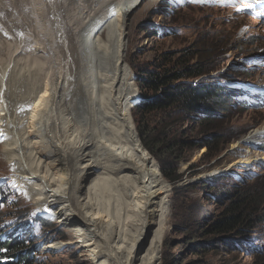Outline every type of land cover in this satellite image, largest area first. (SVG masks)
Listing matches in <instances>:
<instances>
[{"label":"rangeland","instance_id":"rangeland-1","mask_svg":"<svg viewBox=\"0 0 264 264\" xmlns=\"http://www.w3.org/2000/svg\"><path fill=\"white\" fill-rule=\"evenodd\" d=\"M30 1L26 0L25 6L33 14L23 15L22 9L18 8L20 21L28 34L23 54L30 52L41 59L44 56L37 55L40 44L47 53L50 50ZM172 1L181 4L180 0H143L137 4L144 10L142 13H130L135 5L131 6L107 18L93 34L87 36L91 40L90 58L95 60L90 82L93 84L100 77L105 80L102 81L103 92L94 90L100 115L99 131L95 130V133L107 136L113 145H121L130 139L128 149L133 150V145H136L142 157L156 162L158 171L169 184L168 210L156 236L158 264H264V109L242 108L234 102L233 96L225 93L229 98L226 99L227 110L202 121V114L196 112L187 116L178 110L177 104L168 114L165 112L158 116L172 121L170 132L164 130L165 134L161 136L166 139L164 142L170 140L175 143L177 149L172 158L169 156L170 149L164 150L162 146L161 152L153 155L142 145L137 130L140 119L133 104L144 103L137 97L140 96V82L148 76V71L179 69L185 64L207 70L202 77L189 81L193 86L195 83L212 86L223 82L234 91L233 87L237 84L240 93L255 99L258 95L252 94L248 88H252L254 82L264 86V71L253 70L252 65L245 63V58L259 54L264 57V22L251 15L252 1L240 4L242 0H236L229 5L233 9L204 5L176 9ZM127 3L128 0H121V6ZM114 5L111 0H102L91 5V9L101 10V15ZM0 29V52L4 55L7 50L5 45L20 47L21 39L26 38H15L5 25L4 28L0 25ZM32 42L34 46L30 45ZM44 60V63L34 61L26 64L17 61L11 65L9 72L15 82L14 94L19 100L24 98L27 85L21 83L24 70L51 67L50 59L45 57ZM164 87L173 92L175 86ZM162 91L163 86L154 95L158 96ZM48 95L50 98L53 96ZM41 99L42 93L34 87L30 102L40 107ZM237 102L243 105L241 98ZM80 117L81 144H91L93 137H89L88 127L92 117L86 114L85 109L80 110ZM37 122L38 118L35 119ZM148 126L158 131L159 127L153 122H148ZM254 129L260 130L263 137L246 142L244 138ZM148 135L154 136L150 132ZM202 143L208 146L198 147ZM12 151L0 140V184L4 192V196L0 195L3 202L0 204V232H7L14 225L24 229L27 245L36 251L32 253L35 260L32 264H91L80 253H71L72 246L60 251L44 249L51 242L66 241V231L43 215L33 214L31 203L19 196V188L11 180V170L6 162ZM158 160L166 164L168 174L175 168L171 177L161 170ZM107 176L96 183V196L90 211L96 213V220L107 239L123 241L127 237L122 223L129 204L112 181L106 180ZM250 195L255 197L249 199ZM236 203L240 204L235 207L238 212L233 211ZM140 206H136L138 219L142 217ZM247 211L253 225L248 229L252 231L247 239H254V242H249L251 244L262 243L260 249L250 250L252 244L247 252L245 247L239 246L238 240L242 241V235L234 234L232 237L225 232V228L212 233L208 230L211 224L232 212L247 214ZM111 245H117L126 262L132 243ZM145 252L142 247L137 249L139 264L150 262ZM0 263L5 261L0 259Z\"/></svg>","mask_w":264,"mask_h":264},{"label":"bare ground","instance_id":"bare-ground-1","mask_svg":"<svg viewBox=\"0 0 264 264\" xmlns=\"http://www.w3.org/2000/svg\"><path fill=\"white\" fill-rule=\"evenodd\" d=\"M101 1H30L50 50L47 53L40 44L37 55L48 57L51 67L24 70L21 83L27 85L21 100L14 94L15 82L9 72L11 65L17 61L26 64L44 63L45 60L37 59L30 52L23 54L28 34L20 21L18 8L22 9L23 15L33 14L26 8V0L0 1L1 27L5 25L15 38L26 36L21 39L20 47L5 45V55L0 52V140L13 149L6 162L11 170V180L19 188V196L31 203L33 214L43 215L66 231V241L51 242L44 249L60 251L72 246L71 253H80L91 264H139L137 249L142 247L150 258L147 264H158L156 236L168 210L169 184L163 179L156 162L142 157L136 145L133 150L128 149L130 139L121 145H113L107 136L96 135L100 115L94 90L103 92L104 77L93 84L90 82L95 60L90 58L91 40L87 38L107 18L124 9L135 5L130 13H142L144 10L137 4L143 0H128L125 6H121V0L115 5L116 0H111L113 8L100 15L101 10H92L91 5ZM247 1L252 0H242L240 4ZM175 3L172 1L173 5ZM224 3L230 5L232 2L224 0ZM60 35L63 36L58 38ZM30 45L34 46L33 42ZM34 87L42 93L40 107L30 102ZM48 94H53L52 98ZM81 109L92 117L88 127L89 137H93L91 144H81ZM260 137H263L261 131L254 129L244 140L250 143ZM105 175L129 204L122 223L127 237L123 241L107 239L96 220V213L90 211L96 196V183ZM12 187L8 186L9 189ZM138 205H141V219L136 216ZM47 209L49 211L44 213ZM118 242L132 243L126 262L117 245H111Z\"/></svg>","mask_w":264,"mask_h":264},{"label":"trees","instance_id":"trees-1","mask_svg":"<svg viewBox=\"0 0 264 264\" xmlns=\"http://www.w3.org/2000/svg\"><path fill=\"white\" fill-rule=\"evenodd\" d=\"M206 72L207 70L205 68H201L197 65L185 64L179 69L164 68L162 71H148V76L143 78L140 82L139 94L144 103L134 105L141 124H137V130L142 145L150 150L153 155H158L163 146L164 150H172L169 156L174 158V150L177 149L173 141L167 140L164 142L166 139L161 137L163 136L162 133L165 134V131L170 132L172 123L169 119L163 120L162 117H158L161 113L167 112L168 114L171 109L178 104V110H182L181 112L185 113L187 116L197 112L202 114V121H208L209 117L217 116L227 110L229 106L227 100H229V98L225 94L223 87L216 84L208 86L200 83H195L193 86L189 83L190 80L202 77ZM173 84L175 86L173 87V92L164 87ZM162 86L163 91L161 94L158 96L154 95ZM148 122L155 123L159 127L156 129L158 131H155L154 128L150 129ZM148 132L154 134V136L148 135ZM203 146L206 147L208 145L202 143V145L198 147ZM159 163L161 165V170H164V173L168 174L165 171L166 164L161 160ZM174 170L175 168L169 171V177H171ZM1 189H3V186L0 184V195L4 196V192ZM13 195H15V193H13ZM251 197L255 196L250 195L249 199ZM2 203L3 202L0 201V204ZM239 205L240 204L236 203L234 208L239 207ZM234 210L238 212V208L233 209V211ZM237 212H232L230 215L224 216L221 220H217L216 223L214 222L211 224L208 229L210 233L225 228V232L232 237L234 234L239 236L242 235L243 237L253 225H251L249 221V211H247V214L245 212L238 214ZM239 244H242V242H239ZM34 251V248L27 245V232L19 225L12 226V229L7 232L1 230L0 259L5 261V263L0 264H21L24 262L32 264L35 262L32 256Z\"/></svg>","mask_w":264,"mask_h":264},{"label":"clouds","instance_id":"clouds-1","mask_svg":"<svg viewBox=\"0 0 264 264\" xmlns=\"http://www.w3.org/2000/svg\"><path fill=\"white\" fill-rule=\"evenodd\" d=\"M251 231H252V230H249V231L246 232V234L244 235V236H246V240L244 239V236L242 237V241H241V239L238 240L239 242H242V244H239V246H240V247H245L247 252H248V248H250V245L253 244V243L251 244V243H249V242H251V241L254 242V239H253V238H250V241H249V239H247V238H249L248 235L251 233ZM261 247H262V243H261L260 245L253 244V246L250 248V250L260 249Z\"/></svg>","mask_w":264,"mask_h":264},{"label":"built area","instance_id":"built-area-1","mask_svg":"<svg viewBox=\"0 0 264 264\" xmlns=\"http://www.w3.org/2000/svg\"><path fill=\"white\" fill-rule=\"evenodd\" d=\"M137 98H138V99H142V98H141V97H139V96H138Z\"/></svg>","mask_w":264,"mask_h":264}]
</instances>
